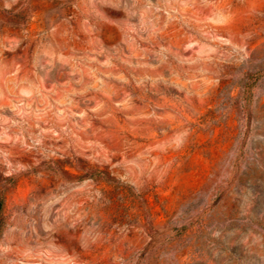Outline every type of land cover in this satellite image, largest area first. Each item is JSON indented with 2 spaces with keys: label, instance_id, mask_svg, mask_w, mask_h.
<instances>
[{
  "label": "rangeland",
  "instance_id": "1",
  "mask_svg": "<svg viewBox=\"0 0 264 264\" xmlns=\"http://www.w3.org/2000/svg\"><path fill=\"white\" fill-rule=\"evenodd\" d=\"M0 264H264V0H0Z\"/></svg>",
  "mask_w": 264,
  "mask_h": 264
}]
</instances>
